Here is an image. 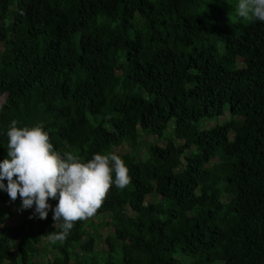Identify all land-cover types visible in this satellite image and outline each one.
I'll list each match as a JSON object with an SVG mask.
<instances>
[{
    "label": "trees",
    "instance_id": "16d2710c",
    "mask_svg": "<svg viewBox=\"0 0 264 264\" xmlns=\"http://www.w3.org/2000/svg\"><path fill=\"white\" fill-rule=\"evenodd\" d=\"M231 1L0 0V162L15 119L132 178L56 243L51 211L0 190V264H264V23ZM142 135L146 156L121 152Z\"/></svg>",
    "mask_w": 264,
    "mask_h": 264
},
{
    "label": "clouds",
    "instance_id": "9594fccd",
    "mask_svg": "<svg viewBox=\"0 0 264 264\" xmlns=\"http://www.w3.org/2000/svg\"><path fill=\"white\" fill-rule=\"evenodd\" d=\"M230 15L264 23V0H237ZM18 123L13 119L7 131L0 190L12 202L19 197L21 210L34 209L29 219L45 220L52 212L53 227L60 229L46 235L52 243L65 241L76 221L94 216L113 185L119 189L130 185V169L115 152L95 153L86 161L74 152L62 155L42 123L17 127ZM50 198L58 201L54 208Z\"/></svg>",
    "mask_w": 264,
    "mask_h": 264
},
{
    "label": "rangeland",
    "instance_id": "374dc122",
    "mask_svg": "<svg viewBox=\"0 0 264 264\" xmlns=\"http://www.w3.org/2000/svg\"><path fill=\"white\" fill-rule=\"evenodd\" d=\"M228 3H233L231 0H227ZM237 2V0H236ZM230 9V8H229ZM234 10V8H233ZM234 18L235 16L232 15ZM30 69L32 70H36L37 69V65L35 63H33L31 66H30ZM26 76V73H22L21 74V78H24ZM227 118H231V116L229 115V110L226 109L225 111V115L221 118H217V119H214L212 121H208L209 124L208 125H204L205 122H201V123H198L197 126L199 128H205L206 126H208L209 128H212V127H215L217 125H221L223 123H225L227 121ZM167 136H169V134H167ZM157 138L154 137V136H151V135H142L141 136V139H140V143H141V146H139L137 149H134L132 144H130L129 142H127L121 149V152L122 153H127V152H130V151H136V154L141 157V156H146L147 155V151L149 149V147L151 146V144H154L157 140ZM188 141V137L185 136V139L184 140H181L179 143H187ZM118 149V150H120ZM156 199V198H155ZM156 200H160V196L157 197ZM6 218V215H4L2 217V219H5ZM112 219V216L111 214H107L105 215V221H111ZM111 231V227L110 226H105L103 228L100 229V232L98 230H95V229H92L89 233V236H95V238L97 239V251L101 254V255H104L103 257H105V251H104V247H105V243H106V236L110 233Z\"/></svg>",
    "mask_w": 264,
    "mask_h": 264
}]
</instances>
